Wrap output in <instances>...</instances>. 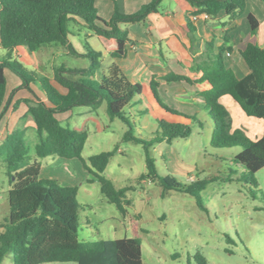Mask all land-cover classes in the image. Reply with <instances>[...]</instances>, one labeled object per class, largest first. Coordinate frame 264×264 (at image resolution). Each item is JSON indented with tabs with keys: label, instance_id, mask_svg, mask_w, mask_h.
I'll return each instance as SVG.
<instances>
[{
	"label": "trees",
	"instance_id": "trees-1",
	"mask_svg": "<svg viewBox=\"0 0 264 264\" xmlns=\"http://www.w3.org/2000/svg\"><path fill=\"white\" fill-rule=\"evenodd\" d=\"M195 10L194 15L206 13L215 18L225 12L229 16L223 24V43L213 52L211 43L205 51V59L197 63L201 75L191 79L184 75L169 74L166 81L196 83L206 81L209 88L198 92L203 100V108L208 114L212 130L209 145L212 148L239 147L240 151L231 158V163L244 171L236 178L253 188L258 187L255 174L264 167V48L254 41L258 21L248 15L250 33L241 40L239 52L250 72L237 79L233 72L224 66L222 53L230 50L229 31L236 24V17L244 10V0H185ZM161 0H150L133 13H123L113 0L114 8L109 19L97 14L95 0H0V118L6 111L5 69L18 76L28 88V82H37L44 93V100L23 98L26 112L34 122L37 142L34 155L29 156L23 134L19 129L8 133L0 142V163L4 164L9 182L7 191L8 214L0 224V264L6 257L13 264H47L50 262H72L75 264H143L141 240L138 237H122L108 240L81 241L79 235L77 187L61 185L55 179L41 178L40 158L55 156L64 160L77 159L93 175L100 185V191L109 203L115 205L122 214L127 213L131 201L126 196L129 186L116 188L114 183L103 175L116 147L88 157L89 166L81 156L87 131L64 127L57 113L75 106L98 108L102 103L110 119H119L127 126L122 139L141 144L144 152L145 171L140 178H148L161 188L163 198L169 191L192 196L197 207L207 212L200 192L215 177L181 182L169 174L157 171L155 160L150 154L154 144L170 143L177 138H188L192 124L202 126L194 115H186L167 106L159 97L158 81L154 76L149 80L150 96L162 115L156 116L146 102L147 95L141 83L129 80L115 64L106 71L100 70L99 51L86 47L84 54L89 59L85 69L58 67L54 81L66 92H59L49 80L37 78L25 70L14 59L15 51L25 47L33 52L41 46L59 45L76 54L69 36L74 35L75 26H83L97 36L104 50L113 59L123 58L130 42L128 30L122 25L146 20L157 11ZM188 31H194L188 25ZM69 72L73 75H64ZM230 96L247 117L263 122L259 137L252 140L243 128H233L227 108L220 102L222 96ZM19 102V101H18ZM17 102V103H18ZM142 104L143 111L150 114L157 123V130L151 137L140 138L134 135L133 125L126 116V108ZM182 116V120L170 117ZM232 171L226 176L229 180ZM92 181V179H88ZM251 189V188H250ZM252 194L254 191H252ZM176 254L173 255L175 257ZM187 264H208L205 257L196 252L187 256Z\"/></svg>",
	"mask_w": 264,
	"mask_h": 264
},
{
	"label": "rangeland",
	"instance_id": "rangeland-1",
	"mask_svg": "<svg viewBox=\"0 0 264 264\" xmlns=\"http://www.w3.org/2000/svg\"><path fill=\"white\" fill-rule=\"evenodd\" d=\"M74 31L75 35H70L69 41L76 54L59 45L41 46L31 54L26 52L30 63L18 55L14 59L26 71L37 78L46 77L59 92L65 93L54 81L55 70L58 67L65 70L85 69L89 65V59L84 55L86 47L103 51L97 36L87 28L77 25ZM99 60L101 67L96 78L102 71H106L109 58ZM64 75L73 74L65 72ZM5 76L6 96L13 100L14 118L24 113L23 98L44 97L37 82H28V88L10 70L5 69ZM159 97L172 109L177 107L179 110L177 101L164 95ZM222 104L229 111L234 125L251 126L254 120L257 121L256 118L247 117L233 100L231 104L226 101ZM143 109L142 104H134L125 111L133 125L134 135L148 138L157 130V123ZM188 113L196 116L202 126L192 124V133L188 138L154 144L150 154L159 173L169 174L178 181L190 182L197 178L215 177L200 192L207 212L199 209L194 198L188 194L169 191L162 198L157 183L148 178H140L145 171L143 148L141 144L123 141L127 126L119 119H110L104 103L96 109L75 106L57 113V118L64 127L87 131L81 156L88 166L89 156L117 148L103 175L116 188L130 187L126 191L131 201L127 213L122 215L114 204L106 200L98 181L77 159L69 161L76 165L75 169L70 166L74 176L70 178L62 164L64 159L55 156L40 158L44 170L40 176L46 178L49 175H61L77 187L76 201L80 206L78 238L81 241L138 237L141 240L143 264H187V256L192 260L196 252L202 254L208 264H264V167L255 174L257 188L238 181L236 178L244 170L234 166L230 160L240 148L210 147L212 123L208 114L203 109L196 111L194 108ZM31 122V116L25 111L20 124L15 128H22L25 133L30 159L34 155L33 143L36 141ZM248 137L255 139L251 135ZM5 170L4 164L0 163V224L8 214L7 191L10 185ZM229 171H232L230 180L226 178ZM3 264L13 263L6 257Z\"/></svg>",
	"mask_w": 264,
	"mask_h": 264
},
{
	"label": "crops",
	"instance_id": "crops-1",
	"mask_svg": "<svg viewBox=\"0 0 264 264\" xmlns=\"http://www.w3.org/2000/svg\"><path fill=\"white\" fill-rule=\"evenodd\" d=\"M115 1L121 12L129 14L135 12L141 5L148 3L150 0ZM244 1V10L237 15L236 24L228 33L229 42L227 45L231 49L222 53L224 66L231 70L237 79H242L250 72L248 65L239 52L241 40L250 33L249 14L253 15L258 21L254 41L259 47L264 48V0ZM95 7L99 17L109 19L113 12L114 3L113 0H95ZM194 10L185 0H161L157 11L151 12L146 20L121 26L128 30L130 39L125 57L113 59L103 48V51H99L101 53L100 58H109V62L107 61L105 66L106 69L111 64H115L129 80L141 83L143 92L147 95L146 102L156 116L162 115V113L150 96L149 80L152 76L158 81L157 91L159 96H167L170 100L179 103L178 109L183 111H179L175 107L174 109L178 112L188 115L191 108L196 109V111L204 110L203 100L198 92L209 88L206 81L187 83L185 81H166L164 79L169 74L184 75L191 79L198 78L201 72L197 70V63L205 59L204 54L207 44L211 43L215 53L223 43V24L228 22L229 16L225 12H221L215 18H203L199 13L196 15L197 19L194 20L192 18ZM188 25L192 26L194 30L191 35L187 28ZM26 52L28 51L25 47H20L15 51L14 56L18 55L30 63L28 61L30 58L26 55ZM28 53L31 54L32 52ZM228 97L230 96H222L220 102L226 101L231 104L233 99ZM40 99L44 100L45 98ZM5 100H7L6 89ZM165 104L167 105V103ZM26 109L25 105L24 113ZM14 110L13 100L9 99L6 111L0 118V142L21 122L24 113L21 117L14 118ZM169 119L184 121L182 116L170 117ZM254 121L251 126L234 125L232 121V127L243 128L247 136L251 135L256 139L262 133L263 122L258 119ZM31 123L33 125L32 130L34 129L35 133L34 124ZM19 130L22 132L25 141L26 137L23 129L19 128ZM35 137L36 143V133ZM35 143L33 144L35 145ZM63 161L62 164L64 169L67 170V174L69 172L70 178L74 177L70 168L75 169L76 165L69 162L70 160ZM43 171L41 165L39 175ZM46 178L55 179L61 185H72L67 177L61 175H49Z\"/></svg>",
	"mask_w": 264,
	"mask_h": 264
},
{
	"label": "built area",
	"instance_id": "built-area-1",
	"mask_svg": "<svg viewBox=\"0 0 264 264\" xmlns=\"http://www.w3.org/2000/svg\"><path fill=\"white\" fill-rule=\"evenodd\" d=\"M201 15H202L203 18H209V16L206 13L202 12ZM192 18L195 20V19H197V16L194 15Z\"/></svg>",
	"mask_w": 264,
	"mask_h": 264
}]
</instances>
